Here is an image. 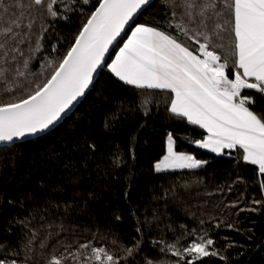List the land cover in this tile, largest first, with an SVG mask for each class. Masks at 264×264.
Wrapping results in <instances>:
<instances>
[{"label":"snow or ice","instance_id":"snow-or-ice-1","mask_svg":"<svg viewBox=\"0 0 264 264\" xmlns=\"http://www.w3.org/2000/svg\"><path fill=\"white\" fill-rule=\"evenodd\" d=\"M156 3L157 0H96L95 3L93 0H0V144H14L49 131L85 97L95 86L96 77L107 69L123 85L144 95L140 105L144 115L151 110L148 105L153 97L159 96L157 111L162 103L169 118L186 121L206 132L188 143L216 156H230L236 151L237 164L255 166L262 199L250 196L254 207L240 208L244 202L240 193L227 206L239 208V212L264 210V110H254L258 100L250 94L254 92L264 98V0H159L161 19L136 23V18ZM60 21L75 23L74 39L62 56L51 59L41 56L44 66L35 71L36 54L44 52ZM56 35L63 39L59 33ZM110 49L115 52L114 58L109 55ZM51 51H57L55 45ZM18 92L21 94L17 95ZM122 107L118 103L117 109L106 115L103 123L106 132L114 130ZM81 139L83 143L72 150L87 152V155L81 152L80 167L88 169L90 161L96 158L98 146L87 135ZM136 139L135 133L129 138L133 162ZM178 139L179 134L174 136V130L167 132L165 154L151 164L154 173L195 172L210 164L193 153L177 150ZM125 163L124 156L117 152L111 167ZM65 167L79 172L72 163H66ZM104 175H108L107 171ZM131 175L130 171L129 179ZM79 180L75 176L71 182L79 183ZM233 183L243 184L247 192L250 181L238 176ZM174 189L175 185L172 195H177ZM227 190L232 191V185ZM87 195L91 197L93 193ZM167 196L166 191L164 198ZM123 197L127 199V191ZM68 207L65 206V211ZM114 217L122 218L117 213ZM15 222L29 228L31 236L20 242L19 250L15 245L9 246L0 257V264H40L41 260L43 264H136L135 258L144 251L143 233L137 227L141 238H133L134 243L129 245L114 236L111 248L86 242L79 244L84 252L56 255L51 241L66 231L62 224L56 233L49 231L46 238L37 240L38 233L29 227L30 222ZM144 222L147 223V217ZM215 227L244 231L235 220L221 221ZM5 235H11V228ZM189 236L191 241L181 245V239ZM7 244V239L0 240V249ZM151 246L175 259L153 260L145 256V264H211L208 258L225 264L230 261L207 230L197 234L193 229H185L172 242L153 239ZM63 247L71 251L73 245ZM227 247H235L234 242H229Z\"/></svg>","mask_w":264,"mask_h":264},{"label":"trees","instance_id":"trees-1","mask_svg":"<svg viewBox=\"0 0 264 264\" xmlns=\"http://www.w3.org/2000/svg\"><path fill=\"white\" fill-rule=\"evenodd\" d=\"M161 7L157 0L156 5L139 16L136 23L160 20ZM57 33L63 39H58ZM75 34V23L60 21L44 52L36 54L34 70L40 71L44 66L45 61L41 56L48 59L62 56ZM53 45L56 52L51 51ZM120 46H123L122 43ZM115 51L118 52V48ZM114 55L113 51L110 56L114 58ZM250 94L258 100L254 110H264V98L254 92ZM143 99L144 95L138 94V90L123 85L105 69L82 103L60 126L43 137L0 148V240L8 241L0 249V257L4 256L9 246L15 245L19 250L20 242L31 236L29 228L15 222L22 220L30 222L29 227L38 233L37 240L46 238L49 231L56 233L58 227L63 225L66 231L51 241L55 245L56 255L65 252L71 256L77 250L84 252L79 244L86 242L111 248L114 247L111 243L114 236L129 245L134 243L133 238H141L136 231L140 227L145 246L144 251L135 258L136 264H145V256L153 260L171 261L175 257L160 253L151 246V240L172 242L185 229H193L197 234L207 230L216 240L217 247L223 248V254L230 257L229 264H264V210L239 212V208L227 206L235 202L240 193L244 196L240 208L254 207L250 196L256 200L262 199L255 166L237 164L236 151L230 156H216L196 148L188 141L206 135L203 129L169 118L170 114L164 111L162 103L157 111L159 96L153 97L148 105L151 110L144 115V109L140 106ZM118 103L123 104L118 122L113 131L106 132L103 127L105 117L117 109ZM173 130L174 136L179 134L180 137L177 150L209 160L206 168L195 172L154 173L151 164L165 154L166 134ZM134 133L137 136L135 162L129 154V138ZM84 135L98 146L96 158L90 161L88 169L80 167L83 150H72L75 145L83 143L81 138ZM117 152L124 156L127 163L113 168L112 157ZM83 155H87V152H83ZM66 163H72L79 172L66 168ZM105 171L107 176L104 175ZM130 171L132 175L129 179ZM75 176L80 177L79 183L71 182ZM238 176L250 181L247 192L243 184L233 183ZM174 185L177 195H172ZM229 185H232L230 192L227 190ZM221 187L223 192L218 191ZM125 191L128 192L127 199L123 197ZM166 191L168 196L164 198ZM89 192L93 193L91 197L87 195ZM65 206H69L67 211ZM237 212L239 215H235ZM114 213L122 218L115 219ZM145 217L147 223L144 222ZM233 220L238 221L243 233L215 227L221 221ZM9 228L11 235L6 236ZM249 236L252 238L249 239ZM191 239L189 236L181 239L180 243L187 244ZM229 242H234L235 247L228 248ZM64 244H72L71 251L66 250ZM208 260L211 264H225L219 259ZM40 264H43L42 260Z\"/></svg>","mask_w":264,"mask_h":264},{"label":"water","instance_id":"water-1","mask_svg":"<svg viewBox=\"0 0 264 264\" xmlns=\"http://www.w3.org/2000/svg\"><path fill=\"white\" fill-rule=\"evenodd\" d=\"M139 17V16H138ZM138 17L136 18V20L138 19ZM125 32H128V29L126 28L125 29ZM122 37H123V34H122ZM114 48H115V45L113 46ZM113 52V49H110L109 50V55H111V53ZM98 77H99V75L96 77V80L98 79ZM96 80H95V82H96ZM94 82V83H95ZM91 90V89H90ZM89 90V91H90ZM89 91H88V93H89ZM88 93H86V95H85V97L88 95ZM85 97H83V98H81L72 108H71V110H69L68 112H67V114H65L64 116H63V118L54 126V127H52L49 131H47V132H44V133H41V134H39V135H37V136H30V137H27L26 139H24V140H17V141H15V143L14 144H0V148H4V147H8V146H13V145H17V144H21V143H24V142H27V141H31V140H34V139H37V138H40V137H43V136H45V135H47L48 133H50V132H52L54 129H56L58 126H60L76 109H77V107L82 103V101L84 100V98Z\"/></svg>","mask_w":264,"mask_h":264},{"label":"crops","instance_id":"crops-1","mask_svg":"<svg viewBox=\"0 0 264 264\" xmlns=\"http://www.w3.org/2000/svg\"><path fill=\"white\" fill-rule=\"evenodd\" d=\"M126 42V41H125ZM206 151V150H205ZM228 150H226V152H227Z\"/></svg>","mask_w":264,"mask_h":264}]
</instances>
